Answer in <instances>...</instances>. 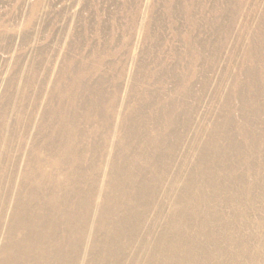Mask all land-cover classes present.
<instances>
[{
    "label": "bare ground",
    "instance_id": "1",
    "mask_svg": "<svg viewBox=\"0 0 264 264\" xmlns=\"http://www.w3.org/2000/svg\"><path fill=\"white\" fill-rule=\"evenodd\" d=\"M35 1L0 20V264H264V0Z\"/></svg>",
    "mask_w": 264,
    "mask_h": 264
},
{
    "label": "rangeland",
    "instance_id": "2",
    "mask_svg": "<svg viewBox=\"0 0 264 264\" xmlns=\"http://www.w3.org/2000/svg\"><path fill=\"white\" fill-rule=\"evenodd\" d=\"M2 2H0V20L6 21L7 23H10V21L12 19H14L15 17H20L22 18V16H26L28 15V11L30 10V8H35L36 5H38L36 3L35 0H0ZM29 3H28V2ZM138 2V5L142 2V0H136ZM157 0H155L156 2ZM259 7L262 6L263 1L262 0H257ZM53 5H57L58 4V8H60L61 10H63L64 12L66 11V14L64 16L63 20H60L59 22H57L53 27V30H62L64 29L67 20V15H70L71 12H78L80 10V5H77V0H53L52 1ZM21 6V7H20ZM42 7V8H41ZM160 8V12L162 13L163 11V6L161 4H158V9ZM39 9H42V13H49V18L54 17L53 14V10L50 8L49 6H42L39 5ZM152 10V8H151ZM22 12V14L20 13ZM141 15H144V9L140 11ZM29 16V15H28ZM36 18H34V22H36ZM242 20L239 21L238 26H240L242 24ZM183 27L187 28L186 25L183 23ZM39 29V28H38ZM113 29V27L111 28V30ZM3 30H6L8 33L10 32L7 28H4ZM166 39L165 41H168L170 37H172V35L170 34V32H166L165 35ZM182 40H180L181 45H183L181 42L186 43L185 41H187L186 37L181 38ZM139 54V50L135 49V51L133 52V55L136 56ZM5 76H0V78H4Z\"/></svg>",
    "mask_w": 264,
    "mask_h": 264
}]
</instances>
